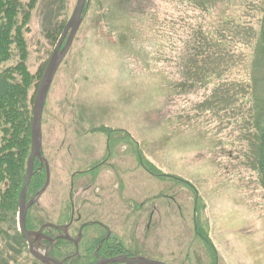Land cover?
Wrapping results in <instances>:
<instances>
[{
	"label": "rangeland",
	"instance_id": "1",
	"mask_svg": "<svg viewBox=\"0 0 264 264\" xmlns=\"http://www.w3.org/2000/svg\"><path fill=\"white\" fill-rule=\"evenodd\" d=\"M77 1L40 0L32 11L26 39L33 75H43ZM215 2L209 10V0L89 1L46 100L42 151L51 181L29 210L34 228L67 221L74 205L81 222L108 224L114 241L153 260L264 264V187L245 121L240 110L211 104L219 95H213L216 84L205 86L187 73L198 30L209 32L218 14L243 16L245 5L260 0ZM261 13L262 6L251 16ZM105 128L122 131L110 137ZM128 133L165 174L201 192L216 260L197 237L192 188L141 166ZM31 182L27 198L37 190L32 192ZM18 217L19 210L15 224L4 226L2 260L41 264L30 253ZM79 226L70 230L73 237ZM88 226L84 236L98 240L101 229Z\"/></svg>",
	"mask_w": 264,
	"mask_h": 264
},
{
	"label": "trees",
	"instance_id": "2",
	"mask_svg": "<svg viewBox=\"0 0 264 264\" xmlns=\"http://www.w3.org/2000/svg\"><path fill=\"white\" fill-rule=\"evenodd\" d=\"M39 1L0 0V244L8 233L4 231L5 224L8 221L15 224L20 192L26 179L27 162L32 150L33 105L43 75H33L28 68L29 50L26 33L32 11ZM215 1L209 0V10L215 9L217 3ZM256 5H245L244 8L248 7V10L240 17L218 14L213 17V25L209 32L198 30L200 34L198 32L195 38V48L190 57L187 73L192 79H200L205 86L210 83L216 84L213 95H217L218 92L219 95L213 98L212 105L232 108L236 113L240 110V115L245 121L243 132L250 144L255 145H252L257 158L255 168L262 176L264 187V0H260ZM261 6L262 13L260 17L254 16L256 18L254 21L251 13H258ZM14 58L17 59L14 66L4 67ZM236 73H243L245 77L238 78ZM34 87L38 88L31 94ZM119 131L111 129L108 134L113 137V133ZM128 138L127 143L135 149L139 164L148 172L161 178L177 179L178 182L188 184L192 188L196 234L216 260L219 252L211 236L208 203L201 192L192 182L165 174L146 157L129 133ZM38 164L37 160L30 185L31 190L35 186L37 190L35 193L32 190L34 194L30 198L37 194L47 179L46 170L40 168ZM95 167L86 172L94 171ZM203 212L207 215L205 219ZM29 223L34 226L31 220ZM85 236L83 235V239L87 240L80 243L79 250L71 242L62 240L61 242H65V245L61 243L65 254L58 258L65 260V264H94L96 258L93 257V252L97 241ZM124 248L120 246L117 252L123 253L126 250ZM123 254L144 256L143 251L134 254L126 250ZM2 258L0 255V264H7Z\"/></svg>",
	"mask_w": 264,
	"mask_h": 264
},
{
	"label": "water",
	"instance_id": "3",
	"mask_svg": "<svg viewBox=\"0 0 264 264\" xmlns=\"http://www.w3.org/2000/svg\"><path fill=\"white\" fill-rule=\"evenodd\" d=\"M89 0H78L74 11L67 22L58 42L54 49V52L50 58V61L46 67V70L42 76L35 102L33 105V115H32V150L31 154L28 158L27 162V174L26 179L20 194V205H19V228L21 233L27 239L30 253L42 263L45 264H64V262L57 260L54 257L48 256L46 254H42L38 252L34 247V240L32 239L33 235L40 236L41 230L38 232L28 230L26 225V217L28 209L36 202L35 199L30 200L27 202V192L28 187L31 182V179L34 174V164L35 160L38 158L41 161L44 160L42 155V146H43V113L45 110V103L51 88V85L54 81L56 73L59 69V66L63 62L72 41L77 34L80 25L82 23V16L85 11V8L88 4ZM47 166V180L44 187L38 193V196H42L47 188L50 185L51 174L49 169V164L46 161ZM82 233H79L78 239L74 240L70 237L68 239L74 241L78 244L79 240L81 239ZM52 241V239H51ZM108 263H124V264H166L165 262L159 260H153L146 257H126V256H117L110 259H102L99 260L96 264H108Z\"/></svg>",
	"mask_w": 264,
	"mask_h": 264
},
{
	"label": "flooded vegetation",
	"instance_id": "4",
	"mask_svg": "<svg viewBox=\"0 0 264 264\" xmlns=\"http://www.w3.org/2000/svg\"><path fill=\"white\" fill-rule=\"evenodd\" d=\"M77 214V217H76ZM27 218H28V214H27ZM82 221V214L81 212L75 211L74 208L71 212V218L70 221L68 222V226L65 223H61V221L57 222L55 224L54 227L52 226H48L45 229H43V233L45 234V236H48L52 239V243L46 239V237L44 236L41 241H36V245L37 247L41 248L43 251H45L46 253H49L51 256L57 257V256H62L65 254V252L62 250V245H61V241L65 240L64 238L68 237V235H71V229H73V225L75 223H80V226L77 230V235L79 234L80 230H82V232L84 233V229H86L89 224L90 225H94L95 227H99L101 229V234L99 235L100 238H98V240H96V237L98 236H92L91 239L92 241H97V246L93 252V257H95L97 259V261L99 259H107L110 257H114L117 255H121L123 253H118L117 252V248H119L120 243L114 241L112 232L109 229V225L105 224L103 222H100L99 220H91L89 222H81ZM30 220L28 221L27 219V225L28 228L31 230H39L41 228V226L37 227V228H32L34 227L32 224L29 223ZM32 226V227H31ZM68 232V233H66ZM73 232H76L73 231ZM102 232H104V235H102ZM84 235V234H83ZM83 235H82V239L79 242L78 246H80V243L83 241ZM73 237V236H72ZM37 239V237H36ZM96 263V262H95Z\"/></svg>",
	"mask_w": 264,
	"mask_h": 264
}]
</instances>
